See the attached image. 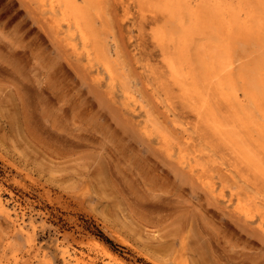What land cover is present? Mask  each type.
Returning a JSON list of instances; mask_svg holds the SVG:
<instances>
[{
  "label": "rangeland",
  "instance_id": "1",
  "mask_svg": "<svg viewBox=\"0 0 264 264\" xmlns=\"http://www.w3.org/2000/svg\"><path fill=\"white\" fill-rule=\"evenodd\" d=\"M54 3L0 0V264H73L63 245L108 264H264V150L247 139L244 162L168 97L149 35L163 14L78 0L88 36Z\"/></svg>",
  "mask_w": 264,
  "mask_h": 264
},
{
  "label": "bare ground",
  "instance_id": "2",
  "mask_svg": "<svg viewBox=\"0 0 264 264\" xmlns=\"http://www.w3.org/2000/svg\"><path fill=\"white\" fill-rule=\"evenodd\" d=\"M126 1L128 2V0ZM143 2L148 5V8H150L149 10H152L154 15H160L161 13L164 16V22H168L166 24L164 23L163 25H160L161 23L159 24L156 20V23H158L159 25H155L153 27L150 26L151 28L149 32L152 46H156L159 48L160 54L155 53V55L159 54L160 56V58L158 59L160 62L159 67L163 76L165 77L164 88L166 94H168V97L170 98L171 93H173V97H171L170 99L176 98V100L182 104L183 108H186V111L184 112L185 114L189 113V115L195 121L194 124L198 122L201 123V125H203L205 128L209 130L211 129L214 134L220 137L222 143L223 139H225V143L231 145V147L235 149V151L238 153V156L244 162L249 163L251 147L248 144L249 142H247V139L251 140L250 138H252L255 141L253 142L255 146L257 144L261 148V150H264V143L261 139L264 137V0H143ZM62 3L65 5V8H67L70 17L73 20V24L77 29L81 31L82 35V33H84L85 31V24L82 25L81 22L83 18L81 19L80 9H78V0H55L54 4L60 5ZM89 4L90 3H88V5ZM140 4H142V1L140 2ZM64 5H62V7ZM85 6L86 5H83V8ZM91 7H93V5ZM143 10L144 9H141V11ZM85 11L86 9L84 10V12ZM138 12L136 14H138ZM143 12L148 13L149 11ZM124 13L125 12L123 11V14ZM148 14H151V12ZM154 15L152 14V17ZM143 16L146 15L143 14ZM152 17H150L149 19H151ZM90 18V14L89 19L85 16V19L90 20ZM135 18L136 16L134 17V21L136 20ZM140 18H137L138 22L140 21ZM141 19L144 20V17H142ZM146 19L149 20L148 18ZM154 19L155 18H153V20ZM162 19L163 18L161 16V20ZM147 20L146 22H149ZM85 22H87V20ZM146 22H143L145 23L144 26L147 25ZM151 22L153 21L151 20ZM136 25L138 24L136 23ZM87 30L88 29H86V31ZM92 30L93 29L91 28V31L89 33L85 31L86 35L90 36V33L95 32L94 30ZM96 35L97 34L95 33V35L92 37L95 38L97 37ZM139 40L141 43L138 41V46H141L140 44H142V41L143 43L144 41H146V39L141 40V38ZM98 42L101 43L100 41ZM93 44H97V42ZM250 45L251 47H249ZM144 47L143 49H145ZM102 49H105V47ZM95 52L94 54H96ZM102 53L104 54L103 50ZM98 54L97 57H99ZM152 54H150L149 50V55ZM105 55L107 57L106 52ZM101 58H104L103 61H105V57ZM149 61H151V59ZM106 62L107 60L105 61V63ZM107 63H109V61ZM110 68L111 67H109V69ZM115 73H117V71ZM158 76L160 77L161 75L159 74ZM123 87L125 88V86ZM126 89L128 90V88H125V90ZM239 91L242 92L243 98H240ZM168 107L169 105L167 106V108ZM115 114L118 115L119 113L116 112ZM184 118L182 119L183 122H185ZM256 134L259 137H257ZM218 142L220 143V141ZM260 148H258L259 151ZM208 155L210 154L208 153ZM238 156L237 158H239ZM254 161L253 163H255ZM226 162L229 163L230 161L226 160ZM222 164H224V162ZM224 168H226V166ZM259 168L260 166L258 165V170ZM204 169H206V167H204ZM233 169L230 170L232 171ZM254 170H256V168H254ZM236 172L235 174H237ZM256 182L258 181L256 180ZM209 185L212 186V184ZM252 189L254 190V188ZM219 191L220 190H218V192ZM254 192L256 194V192L258 191L255 190ZM212 193L215 194V192ZM252 193L253 192H251V194ZM254 197L255 196H253V198ZM251 198L252 197H250L249 199L251 200ZM236 203L238 202L236 201ZM238 205L240 206V204ZM262 205H264V203ZM1 209L4 210L9 216L11 215L9 209L0 200V211ZM258 211L261 212L260 209ZM260 212L258 213L260 214ZM251 216L253 217V215ZM254 223L256 224L258 222ZM20 227L22 230H27L25 224L21 225ZM255 227L259 226L255 225ZM80 250L81 249L78 248V250L71 251V248L68 245H63V252L65 253V255L67 254L70 257L73 264H108L105 262H100L95 257L90 256L88 253H84Z\"/></svg>",
  "mask_w": 264,
  "mask_h": 264
}]
</instances>
